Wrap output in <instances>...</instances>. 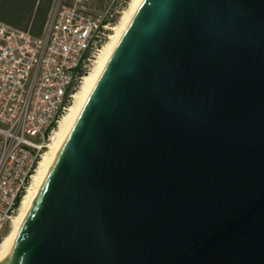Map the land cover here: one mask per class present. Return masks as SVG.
Returning <instances> with one entry per match:
<instances>
[{"label":"water","instance_id":"water-1","mask_svg":"<svg viewBox=\"0 0 264 264\" xmlns=\"http://www.w3.org/2000/svg\"><path fill=\"white\" fill-rule=\"evenodd\" d=\"M0 264H264V0H143Z\"/></svg>","mask_w":264,"mask_h":264},{"label":"built area","instance_id":"built-area-1","mask_svg":"<svg viewBox=\"0 0 264 264\" xmlns=\"http://www.w3.org/2000/svg\"><path fill=\"white\" fill-rule=\"evenodd\" d=\"M111 24L63 0L39 35L0 23V239Z\"/></svg>","mask_w":264,"mask_h":264},{"label":"bare ground","instance_id":"bare-ground-1","mask_svg":"<svg viewBox=\"0 0 264 264\" xmlns=\"http://www.w3.org/2000/svg\"><path fill=\"white\" fill-rule=\"evenodd\" d=\"M142 1L143 0L128 1V4L121 12L118 21L111 26V32L108 34L107 40L99 49L91 69L83 75L81 83L73 95L71 104L59 119L58 124L52 133L48 147L42 154L30 186L23 195L17 212L11 220L9 231L3 236L2 241H0V261L4 260L13 249L45 180L64 146L74 122L78 118L79 113L93 90L120 37L124 33Z\"/></svg>","mask_w":264,"mask_h":264},{"label":"trees","instance_id":"trees-1","mask_svg":"<svg viewBox=\"0 0 264 264\" xmlns=\"http://www.w3.org/2000/svg\"><path fill=\"white\" fill-rule=\"evenodd\" d=\"M53 0H0V22L33 35L42 31ZM127 0H82L89 16L101 15L104 21L114 23ZM71 4V0H63Z\"/></svg>","mask_w":264,"mask_h":264},{"label":"rangeland","instance_id":"rangeland-1","mask_svg":"<svg viewBox=\"0 0 264 264\" xmlns=\"http://www.w3.org/2000/svg\"><path fill=\"white\" fill-rule=\"evenodd\" d=\"M81 1H82V0H71L70 3H71V5H76L77 7H79L83 12H87V11H89L88 8H87L85 5H83ZM106 1H107V0H106ZM109 1H111V0H109ZM128 1H129V0L126 1V5L120 10L119 14L117 15L116 21H115L114 23H112L111 26H113V25L118 21L120 15H121V12H122V11L125 9V7L127 6ZM110 32H111V30H109V33H110ZM106 40H107V39H106ZM8 231H9V228L6 229V231H5L4 234L2 235V238H3V236H5V234H6ZM2 238L0 239V241H2Z\"/></svg>","mask_w":264,"mask_h":264},{"label":"crops","instance_id":"crops-1","mask_svg":"<svg viewBox=\"0 0 264 264\" xmlns=\"http://www.w3.org/2000/svg\"><path fill=\"white\" fill-rule=\"evenodd\" d=\"M0 23H2V22H0ZM4 24V23H3ZM6 25V24H5ZM17 29V28H16ZM33 35V34H32Z\"/></svg>","mask_w":264,"mask_h":264}]
</instances>
